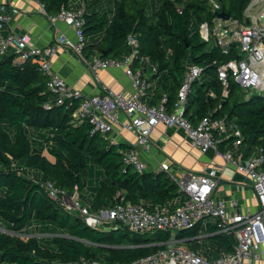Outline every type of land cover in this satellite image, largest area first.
I'll return each mask as SVG.
<instances>
[{"label":"trees","instance_id":"obj_1","mask_svg":"<svg viewBox=\"0 0 264 264\" xmlns=\"http://www.w3.org/2000/svg\"><path fill=\"white\" fill-rule=\"evenodd\" d=\"M37 1L49 16L70 8V0ZM250 1L223 0L219 11H214L208 0H113L111 15L85 5L83 53L122 59L132 51L127 43L132 36L137 50L132 65L141 68L149 83L143 99L154 105L165 97L168 112L178 100L187 65L198 66L200 77L187 95V119L196 124L209 116L234 123L242 136L241 158L259 148L264 157V96L249 94L232 79L227 95L222 96L217 66L241 56L235 44L222 49L213 37L204 40L198 30L203 21L213 26L221 11L244 24ZM78 101L56 103L37 58L21 61L14 51L0 54V228L4 229L0 230V264L130 263L165 248L172 238L191 243L202 234L214 242L209 247L212 258L232 250L233 235L214 233V222H198L175 235L124 227L98 229L51 197L44 187L47 181L67 199L75 188L79 199L84 189L90 191L85 202L91 212L119 201L152 210L167 204L173 208L184 200L165 171H134L124 162L127 144L91 133L87 120H77ZM217 138L221 151L233 141L226 134ZM93 170L95 177H91ZM32 219L52 223L59 232L43 241L36 236L21 238Z\"/></svg>","mask_w":264,"mask_h":264},{"label":"built area","instance_id":"obj_2","mask_svg":"<svg viewBox=\"0 0 264 264\" xmlns=\"http://www.w3.org/2000/svg\"><path fill=\"white\" fill-rule=\"evenodd\" d=\"M222 1L208 0V4L212 10L219 11ZM259 1L251 0L249 6ZM6 5L7 0H0V54L14 51L21 61L37 58L40 71L46 78V86L57 96L56 103L61 104L68 99L79 100L74 116L79 121L87 120L91 125V133L98 132L112 143H116V136L123 133L132 135L134 140L127 144L128 148L124 153L126 165L138 173L146 171L138 147L147 148L153 131L159 125L182 130L194 148L202 153L213 150L216 157L231 164L236 173L250 182L259 209L255 212H240L235 200L215 199L213 193L218 183L215 166L200 173L187 172L180 177L168 173L184 197V200L177 202L173 208L167 204L157 205L149 210L142 204L119 201L111 207L91 212L87 205L79 203L76 188L67 199L47 181L44 187L49 195L60 200L67 209L79 214L85 223L93 228L100 229L114 223L116 227H124L133 232L165 231L175 235L181 230L192 228L198 222L204 225V219L210 216L216 224L214 233L232 234L235 239L231 251H223L215 258L189 249L182 245L181 240L172 238L165 248L130 263L117 264H257L261 259V247L264 244V157L259 148L248 158L237 159L236 156L240 155L238 149L242 136L234 123L227 124L223 119L209 116L202 117L196 124L187 119L184 114L187 95L193 81L199 79L201 69L194 64L187 65L183 83L178 91V100L171 112L164 106L165 97L158 104L150 105L143 99L149 87L146 76L140 67L132 65L137 50L134 38L129 35L127 43L132 47L129 55L122 59L94 56L87 63V67L95 76L103 69L122 70L130 80V92L103 87L93 94L82 96L78 89L69 88L63 77L52 68L50 58L55 54L57 46L39 47L32 44L27 35L3 33L4 24L10 20ZM83 9V6L61 8L56 14L57 19L71 27L75 37L72 41L64 34H59L56 44L70 46L81 59L84 58L83 47L86 41L83 33ZM39 12L46 14L41 6ZM198 30L204 40L213 37L214 44L222 49H228L231 44L238 46L241 57L222 63L216 69L222 83V96L227 95L230 79L243 90L250 93L259 90L264 96V9L256 20L247 25L241 26L237 21H224L217 17L213 26L203 21ZM151 71H155V67L152 66ZM221 134L233 137L230 147L224 151L219 150L217 146V136ZM159 169L168 172L169 164L161 163ZM206 236L202 234L198 238L202 240ZM20 237L28 239L30 236L23 233ZM80 264L104 263L90 260Z\"/></svg>","mask_w":264,"mask_h":264},{"label":"crops","instance_id":"obj_3","mask_svg":"<svg viewBox=\"0 0 264 264\" xmlns=\"http://www.w3.org/2000/svg\"><path fill=\"white\" fill-rule=\"evenodd\" d=\"M100 0H70V8H81L90 5L88 10H94L98 13H107L111 15L113 10L108 4L104 7L99 6ZM7 13L10 20L4 24L3 33H15L17 35H27L31 43L39 46H57L55 54L50 58L52 68L63 77L69 88L78 89L82 96L93 94L103 87L111 88L116 91L130 92V80L120 69L108 68L98 71L97 76L87 67V63L94 57L81 59L70 46L56 44V37L64 34L66 37L75 40L71 27L64 21L55 16H49L39 12L41 6L37 0H7ZM264 9V0H260L245 9V23L241 26L257 19L260 11ZM248 20V22H247ZM86 61V62H85ZM230 134V131H228ZM116 143H125L133 141L132 135L123 133L116 136ZM230 147V146H229ZM141 158L145 162L146 171L157 173L160 170L161 163L169 164L167 173L180 177L184 173H200L217 168L218 183L214 190L213 197L218 200H235L240 212H255L259 209L257 199L251 189L250 182L239 173L234 171L231 164L224 162L215 156L214 151L209 149L202 153L199 149L191 145L182 130L175 128H165L159 125L153 131L147 148L138 147ZM240 160L241 155L236 156ZM88 197V196H87ZM86 200V199H85ZM86 205V202H82ZM214 221V220H213ZM212 221V222H213ZM39 233H45L48 229L55 231V227L50 224L35 226ZM108 228V227H104ZM29 236L31 232L27 228L24 231ZM205 238V237H204ZM202 238V240L204 239ZM202 240L191 242L185 240L182 245L198 250L209 258H212L210 244H203ZM187 242V243H186ZM214 244V242L212 241ZM261 259L257 264H264V244L262 245Z\"/></svg>","mask_w":264,"mask_h":264},{"label":"rangeland","instance_id":"obj_4","mask_svg":"<svg viewBox=\"0 0 264 264\" xmlns=\"http://www.w3.org/2000/svg\"><path fill=\"white\" fill-rule=\"evenodd\" d=\"M110 2L108 3L111 8H112V0H109ZM99 6L101 7H104L106 4H107V0H100L99 2ZM99 36V35H98ZM237 49H238V46H237ZM253 93L255 94H260V91L259 90H254ZM249 94H250V91H249ZM110 140H113V138H110ZM44 154L47 155L46 152H44ZM96 176V173L94 172V170L91 172V177H95ZM90 191L84 189L82 192H81V199H79V203L82 204L83 201H85V199L87 198V196L89 195ZM214 220L213 217H206L204 219V224L206 222H212ZM46 224H52V223H49V222H42V221H39V220H36V219H32L29 223V225L27 226V228L29 229V231L31 232L30 234H34V236H36L37 238H39L40 240H45L47 237L49 236H52V235H55L57 234L59 231L57 229H55V231H52L50 229H48L47 231H45V233H39L37 230H36V227L35 226H38V225H46ZM105 227V226H104ZM106 227H116V224L114 223H111V224H108L106 225ZM0 230H3V228H0ZM203 244L204 245H207L208 243L210 244L211 242V245L210 246H213V243H212V240L210 239H203Z\"/></svg>","mask_w":264,"mask_h":264},{"label":"water","instance_id":"obj_5","mask_svg":"<svg viewBox=\"0 0 264 264\" xmlns=\"http://www.w3.org/2000/svg\"><path fill=\"white\" fill-rule=\"evenodd\" d=\"M217 16L219 18H222V20H224V21H229L230 20V16L227 13L223 12V11L218 12ZM247 22H248V20H247ZM114 229H117V227H114Z\"/></svg>","mask_w":264,"mask_h":264}]
</instances>
